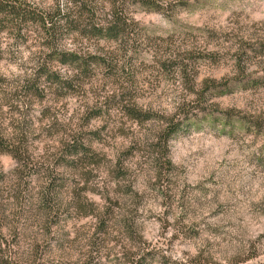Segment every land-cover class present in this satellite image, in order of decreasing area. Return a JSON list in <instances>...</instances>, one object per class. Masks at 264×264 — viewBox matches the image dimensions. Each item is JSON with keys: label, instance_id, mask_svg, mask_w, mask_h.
I'll use <instances>...</instances> for the list:
<instances>
[{"label": "rangeland", "instance_id": "obj_1", "mask_svg": "<svg viewBox=\"0 0 264 264\" xmlns=\"http://www.w3.org/2000/svg\"><path fill=\"white\" fill-rule=\"evenodd\" d=\"M93 1L109 12L111 0ZM151 1L129 3L136 51L60 40V51L117 57L70 90L38 78L43 63L77 74L49 58L39 31L0 33V263L264 264V0ZM81 136L91 151L66 166Z\"/></svg>", "mask_w": 264, "mask_h": 264}, {"label": "trees", "instance_id": "obj_2", "mask_svg": "<svg viewBox=\"0 0 264 264\" xmlns=\"http://www.w3.org/2000/svg\"><path fill=\"white\" fill-rule=\"evenodd\" d=\"M142 3L149 6L151 0H111L109 3V12H103L102 9L93 0H67V5L62 8L60 1L56 0L53 6L44 8L41 4L34 5L27 0H0V33L4 30H11L17 34H21L24 29L35 28L43 36L46 46L51 51L49 58H55L62 64L72 66L77 74L65 79L58 73H50L46 63L41 64L37 69L38 78L46 75L47 78L56 82V91L62 89L70 90L73 85L71 82L75 77L82 73H86L91 66L100 67L105 65L113 68L112 62L117 61V57L111 56L112 53L96 54L85 53L81 48L78 50L60 51V40L68 35L73 38H80L87 41H115L121 45L125 53L136 51L142 46L143 39L140 28L131 16L129 3ZM153 3V2H152ZM81 43V42H80ZM84 53V54H83ZM109 62V63H108ZM35 77V81H36ZM131 117H139L138 111L131 109L129 112ZM103 114L102 108L92 114V117H99ZM183 123L182 120L174 121L165 129V140L169 141ZM91 141L85 136L80 138L74 137L72 142L65 149V156H61L62 162L66 166H75L82 163L91 151ZM21 166L25 170H31L28 164L26 151L22 147H16L10 150ZM53 172L51 171V175ZM54 179V178H53ZM54 183L41 194V203L44 206L54 201L53 195L56 193L53 189ZM68 190V188H67ZM74 190L71 193H73ZM75 195L80 197V193L75 191ZM3 205L0 204V213ZM46 244L37 245L35 247L43 248ZM47 246H45L46 248ZM4 253V252H3ZM3 256H7L3 254ZM40 264L33 261L32 258L27 260V264ZM0 264H26L14 258H3Z\"/></svg>", "mask_w": 264, "mask_h": 264}]
</instances>
